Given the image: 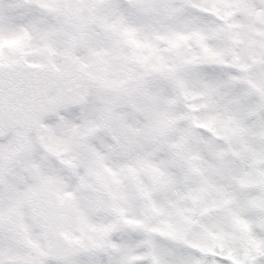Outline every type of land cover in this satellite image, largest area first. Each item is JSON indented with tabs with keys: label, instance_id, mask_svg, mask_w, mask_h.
I'll list each match as a JSON object with an SVG mask.
<instances>
[{
	"label": "snow or ice",
	"instance_id": "6c2138e0",
	"mask_svg": "<svg viewBox=\"0 0 264 264\" xmlns=\"http://www.w3.org/2000/svg\"><path fill=\"white\" fill-rule=\"evenodd\" d=\"M0 264H264V0H0Z\"/></svg>",
	"mask_w": 264,
	"mask_h": 264
}]
</instances>
